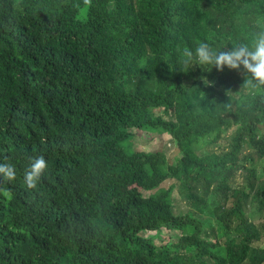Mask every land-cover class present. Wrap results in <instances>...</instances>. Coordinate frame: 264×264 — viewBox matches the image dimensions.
I'll return each mask as SVG.
<instances>
[{"label":"trees","instance_id":"obj_1","mask_svg":"<svg viewBox=\"0 0 264 264\" xmlns=\"http://www.w3.org/2000/svg\"><path fill=\"white\" fill-rule=\"evenodd\" d=\"M75 3L0 0V163L16 168L0 264H264V88L242 67L183 64L200 42L250 43L264 0ZM154 128L178 163L123 147ZM178 188L189 214L174 213Z\"/></svg>","mask_w":264,"mask_h":264},{"label":"clouds","instance_id":"obj_2","mask_svg":"<svg viewBox=\"0 0 264 264\" xmlns=\"http://www.w3.org/2000/svg\"><path fill=\"white\" fill-rule=\"evenodd\" d=\"M80 12H87L92 6V0H82L73 5ZM183 64L190 66L193 61L196 65L215 66L218 71L225 67L239 71L241 67L248 74L243 84L250 91L264 88V29L255 33L250 43H236L228 51L214 50L206 42H200L194 52L191 49H183ZM28 167L24 172V184L27 189H37L41 178L47 173L49 163L44 155L28 156ZM0 196L11 200L13 193L4 182L16 179V168L11 163H0Z\"/></svg>","mask_w":264,"mask_h":264},{"label":"rangeland","instance_id":"obj_3","mask_svg":"<svg viewBox=\"0 0 264 264\" xmlns=\"http://www.w3.org/2000/svg\"><path fill=\"white\" fill-rule=\"evenodd\" d=\"M135 133V131H133ZM160 130L158 128L145 129L140 132L138 136H130L122 142L123 147L126 148L128 152H134L136 150H143L145 152H164L172 164H176L180 161L183 152L180 149L177 142L172 138L171 134L165 133L162 137L160 136ZM150 140L152 141L150 143ZM262 175V173H260ZM175 181L169 180L164 184V188H170ZM173 199L175 201L174 213L176 215H186L191 213L192 208L189 206L187 200L184 198L179 188L175 190ZM257 221L264 220V216L257 214L255 216ZM149 236H154V233H148ZM170 238V234L165 232L163 237H156V243L161 244L164 242L165 238ZM256 247L264 248V240L255 243Z\"/></svg>","mask_w":264,"mask_h":264}]
</instances>
